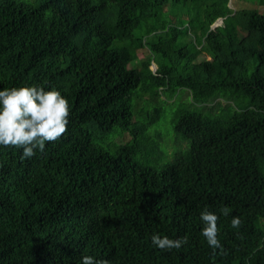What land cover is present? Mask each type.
<instances>
[{
	"label": "trees",
	"instance_id": "obj_1",
	"mask_svg": "<svg viewBox=\"0 0 264 264\" xmlns=\"http://www.w3.org/2000/svg\"><path fill=\"white\" fill-rule=\"evenodd\" d=\"M237 1L0 0V90L54 88L72 109L43 153L0 146V264H264V0ZM199 4L183 31L174 7Z\"/></svg>",
	"mask_w": 264,
	"mask_h": 264
},
{
	"label": "clouds",
	"instance_id": "obj_2",
	"mask_svg": "<svg viewBox=\"0 0 264 264\" xmlns=\"http://www.w3.org/2000/svg\"><path fill=\"white\" fill-rule=\"evenodd\" d=\"M227 19V18H225ZM217 20L216 23H219ZM69 101L56 89L45 90L43 86L14 87L0 90V146L22 149V159L43 153L46 144L55 143L67 133L71 114ZM230 209L223 207L220 212L229 215ZM203 224L201 235L213 249H222L218 239L219 216L208 208L200 213ZM241 221L233 217L231 226L238 228ZM151 242L161 251L179 249L188 243V237L170 239L154 234ZM81 264H110L107 260L82 257Z\"/></svg>",
	"mask_w": 264,
	"mask_h": 264
},
{
	"label": "rangeland",
	"instance_id": "obj_3",
	"mask_svg": "<svg viewBox=\"0 0 264 264\" xmlns=\"http://www.w3.org/2000/svg\"><path fill=\"white\" fill-rule=\"evenodd\" d=\"M258 4V0H252L251 2H249V0H238L237 1V4H234V3H230L228 5V7L231 9H238V8H255ZM231 6V7H230ZM197 10H193L190 8V6L188 7V12L186 10V8L182 7V6H175L174 7V11L176 12L177 14V18H179V22L180 23V19H182L183 23L185 24L183 27H182V30L184 31L186 28H187V24H188V20L190 19H195L196 18V12L200 11L201 8L203 7L201 4H199L197 6ZM264 10L263 9H260V12H263ZM184 40L188 43V44H191V37L185 35L184 37ZM208 59V57H206ZM137 64V63H135ZM153 70H154V66L151 67ZM151 98L149 96H146L144 98L145 101H149ZM140 102V103H139ZM142 102L141 101H138V104H137V107L139 108L140 107V104ZM170 103V102H169ZM137 108V109H138ZM150 108H153V105L152 103H148V104H143L140 108V111H139V115H141L142 113H144L147 109H150ZM162 109H163V115L161 116L160 118V121L158 123V128L161 130L162 134L167 138V135L170 136V139L173 140V137L175 135V133L173 132V121H172V115L170 113V106L169 105H166V106H162ZM137 116V115H136ZM169 119V120H168ZM171 119V120H170ZM176 136V135H175ZM177 137V136H176ZM179 138V137H178ZM180 139V138H179ZM156 142V144H158L159 148H163L164 147V144L160 141V140H154ZM168 141V140H167ZM170 142V141H168ZM177 146H174V148H176ZM166 149H167V153H171L172 151V148H171V143H168L167 146H166ZM162 150V149H161ZM177 151V150H175ZM158 152V151H157Z\"/></svg>",
	"mask_w": 264,
	"mask_h": 264
},
{
	"label": "bare ground",
	"instance_id": "obj_4",
	"mask_svg": "<svg viewBox=\"0 0 264 264\" xmlns=\"http://www.w3.org/2000/svg\"><path fill=\"white\" fill-rule=\"evenodd\" d=\"M139 27V26H138ZM57 29H58V27H57ZM153 29V28H152ZM64 30V29H63ZM136 30V29H135ZM141 30V29H140ZM140 30H138L139 32H140ZM59 31V30H58ZM137 31V30H136ZM67 34V33H66ZM52 35V34H51ZM63 35V34H62ZM70 35V34H69ZM157 35H159V34H157ZM55 36V35H54ZM57 37V36H56ZM155 37V36H154ZM155 51V50H154ZM104 55V54H103ZM134 80V79H133ZM131 81V80H130ZM57 84V83H56ZM120 89H121V87H120ZM61 94H62V92H61ZM64 94V93H63ZM73 99V98H72ZM71 105V104H70ZM80 107V106H79ZM81 108V107H80ZM76 118V117H75ZM169 120V119H168ZM171 120V119H170ZM70 122V121H69ZM167 141V140H166ZM37 193V192H36ZM67 220V219H66ZM67 222V221H66ZM66 224V223H65Z\"/></svg>",
	"mask_w": 264,
	"mask_h": 264
}]
</instances>
